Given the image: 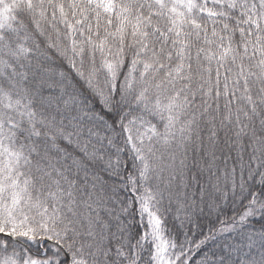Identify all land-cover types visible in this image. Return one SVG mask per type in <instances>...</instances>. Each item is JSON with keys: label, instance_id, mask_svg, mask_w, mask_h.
Returning <instances> with one entry per match:
<instances>
[{"label": "snow or ice", "instance_id": "obj_1", "mask_svg": "<svg viewBox=\"0 0 264 264\" xmlns=\"http://www.w3.org/2000/svg\"><path fill=\"white\" fill-rule=\"evenodd\" d=\"M0 264H264V0H0Z\"/></svg>", "mask_w": 264, "mask_h": 264}]
</instances>
